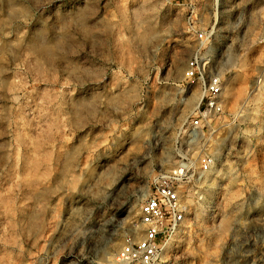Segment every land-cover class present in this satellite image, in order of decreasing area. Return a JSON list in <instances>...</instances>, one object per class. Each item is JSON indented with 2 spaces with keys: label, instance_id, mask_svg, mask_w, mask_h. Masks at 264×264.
Segmentation results:
<instances>
[{
  "label": "rangeland",
  "instance_id": "1",
  "mask_svg": "<svg viewBox=\"0 0 264 264\" xmlns=\"http://www.w3.org/2000/svg\"><path fill=\"white\" fill-rule=\"evenodd\" d=\"M200 48L224 85L195 127ZM174 170L153 264H264V0H0V264H111Z\"/></svg>",
  "mask_w": 264,
  "mask_h": 264
},
{
  "label": "built area",
  "instance_id": "2",
  "mask_svg": "<svg viewBox=\"0 0 264 264\" xmlns=\"http://www.w3.org/2000/svg\"><path fill=\"white\" fill-rule=\"evenodd\" d=\"M186 3L191 0H169ZM200 42L205 33L199 32ZM210 55L201 48L187 61L184 76L186 80L199 81L202 95L199 99L192 125L199 127L201 120L222 112L221 95L224 80L220 74L210 70ZM213 158L202 161V170L209 171ZM185 175L181 170L162 176L155 184V190L140 206L139 238L129 237L115 254L111 264H153L160 258L162 245L185 222L190 211L188 204L190 190L184 187Z\"/></svg>",
  "mask_w": 264,
  "mask_h": 264
},
{
  "label": "bare ground",
  "instance_id": "3",
  "mask_svg": "<svg viewBox=\"0 0 264 264\" xmlns=\"http://www.w3.org/2000/svg\"><path fill=\"white\" fill-rule=\"evenodd\" d=\"M212 50V49H211ZM262 95V94H261ZM189 99H187V102H190V101H188ZM257 100V99H256ZM263 100V99H262ZM191 103V102H190ZM258 118V117H257ZM39 163V162H38ZM230 195V194H229ZM232 197V196H231ZM233 198V197H232ZM229 200V199H228ZM231 206V205H230ZM224 226L225 225H228V221H225L224 222V224H223ZM223 236V235H222ZM172 238H173V236H172ZM220 239V238H219ZM174 241V240H173ZM167 243V242H166ZM170 244V243H169ZM166 246V245H165ZM167 246H168V244H167ZM113 260V259H112Z\"/></svg>",
  "mask_w": 264,
  "mask_h": 264
}]
</instances>
